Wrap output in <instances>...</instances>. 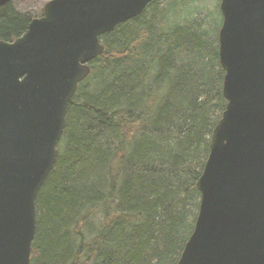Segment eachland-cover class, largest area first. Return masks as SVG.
Segmentation results:
<instances>
[{"label": "trees", "instance_id": "16d2710c", "mask_svg": "<svg viewBox=\"0 0 264 264\" xmlns=\"http://www.w3.org/2000/svg\"><path fill=\"white\" fill-rule=\"evenodd\" d=\"M201 1L154 0L101 37L105 52L68 108L38 194L31 264H178L227 105L220 0L210 11L197 10ZM31 20L0 7V40L20 37Z\"/></svg>", "mask_w": 264, "mask_h": 264}, {"label": "water", "instance_id": "95a60500", "mask_svg": "<svg viewBox=\"0 0 264 264\" xmlns=\"http://www.w3.org/2000/svg\"><path fill=\"white\" fill-rule=\"evenodd\" d=\"M12 0H0V7ZM154 0H51L0 40V264H31L38 194L101 37ZM226 109L197 181L200 206L178 264H264V0H220Z\"/></svg>", "mask_w": 264, "mask_h": 264}, {"label": "rangeland", "instance_id": "374dc122", "mask_svg": "<svg viewBox=\"0 0 264 264\" xmlns=\"http://www.w3.org/2000/svg\"><path fill=\"white\" fill-rule=\"evenodd\" d=\"M51 0H13L11 5V9L17 12L20 15L27 16L30 18H39L44 13L45 5ZM182 1L174 3L172 6V15L175 14V8L178 11V8H182ZM218 5L217 0H205L198 2L195 7H204L207 11L215 9V6ZM178 7V8H177ZM205 10V11H206ZM183 15L186 16V11H183Z\"/></svg>", "mask_w": 264, "mask_h": 264}]
</instances>
